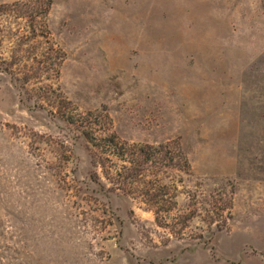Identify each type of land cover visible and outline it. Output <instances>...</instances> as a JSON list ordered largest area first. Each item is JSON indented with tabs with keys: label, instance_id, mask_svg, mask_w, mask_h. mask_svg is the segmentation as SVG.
<instances>
[{
	"label": "rangeland",
	"instance_id": "rangeland-1",
	"mask_svg": "<svg viewBox=\"0 0 264 264\" xmlns=\"http://www.w3.org/2000/svg\"><path fill=\"white\" fill-rule=\"evenodd\" d=\"M51 1L0 0V264H264V0Z\"/></svg>",
	"mask_w": 264,
	"mask_h": 264
},
{
	"label": "trees",
	"instance_id": "trees-1",
	"mask_svg": "<svg viewBox=\"0 0 264 264\" xmlns=\"http://www.w3.org/2000/svg\"><path fill=\"white\" fill-rule=\"evenodd\" d=\"M51 4H52L51 0H46L45 8L42 13L43 16H45L49 12ZM83 122L85 123L86 121H83ZM83 122H80V126L82 124L84 125ZM86 139L89 140V143L92 145V147L110 153V155L113 158L123 160V163L128 165V167L123 166V168L130 170L134 167L133 168L134 173H135V170L142 171L143 166L148 165L151 161V158H154L155 156L158 157L159 156L158 151L162 150L163 148V147L152 148L146 145L138 146V145H128L126 143H118L119 140L114 135H111V136L109 135L108 137L100 138L98 140L93 139L91 137H86ZM168 147L169 145L164 146V168H174V167L179 168L181 164H186V159L185 157L182 156V154L179 155L180 158H178V156L170 157L169 153L166 152ZM125 150H127L129 154L126 153ZM148 151H151V152L148 153ZM143 155L145 157H141ZM137 156L139 158H143V161L140 162L139 164L136 159ZM135 174H137V172ZM164 208H165V204H164ZM165 213H166V210L164 209V214ZM164 220H165V217H164Z\"/></svg>",
	"mask_w": 264,
	"mask_h": 264
}]
</instances>
